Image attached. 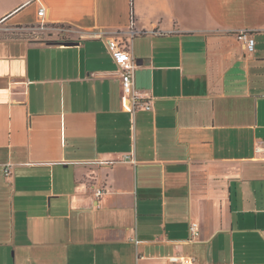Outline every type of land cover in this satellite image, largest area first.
Instances as JSON below:
<instances>
[{"label": "crops", "instance_id": "crops-1", "mask_svg": "<svg viewBox=\"0 0 264 264\" xmlns=\"http://www.w3.org/2000/svg\"><path fill=\"white\" fill-rule=\"evenodd\" d=\"M181 260L264 264V0H0V264Z\"/></svg>", "mask_w": 264, "mask_h": 264}, {"label": "built area", "instance_id": "built-area-1", "mask_svg": "<svg viewBox=\"0 0 264 264\" xmlns=\"http://www.w3.org/2000/svg\"><path fill=\"white\" fill-rule=\"evenodd\" d=\"M47 10L41 8L39 11L40 20L45 23L46 21ZM136 36V34H130L128 37L118 36L113 39H110L108 43V48L113 56L115 62L119 66L121 73V86L123 91V96L125 100L126 109L135 114L138 110H147L152 111V94L151 92H140L135 88V74L138 69L136 61L132 54L131 40ZM241 41L245 43L246 51L250 54H253L256 49V42L250 38L248 33H241ZM123 162H129L136 165L138 162L134 157L126 156L122 160ZM5 177L7 180H10L13 177V166L8 165L4 169ZM103 191L99 190L97 196H102ZM191 237L198 238V225L193 224L191 228ZM181 264H193V260H181Z\"/></svg>", "mask_w": 264, "mask_h": 264}, {"label": "rangeland", "instance_id": "rangeland-1", "mask_svg": "<svg viewBox=\"0 0 264 264\" xmlns=\"http://www.w3.org/2000/svg\"><path fill=\"white\" fill-rule=\"evenodd\" d=\"M34 32L38 34L36 36H41L48 42H52V43L60 42V39H59L60 28L57 26H52L47 23L45 24L40 23L36 26V29L34 30ZM73 37H74V34H70L67 40L68 39L73 40L74 39ZM65 44H69V42Z\"/></svg>", "mask_w": 264, "mask_h": 264}, {"label": "trees", "instance_id": "trees-1", "mask_svg": "<svg viewBox=\"0 0 264 264\" xmlns=\"http://www.w3.org/2000/svg\"><path fill=\"white\" fill-rule=\"evenodd\" d=\"M60 28V33H59V39H60V42H57V43H73L72 40H67V38H69V35L72 34L71 31L72 29L68 26H64V25H61V26H57Z\"/></svg>", "mask_w": 264, "mask_h": 264}]
</instances>
